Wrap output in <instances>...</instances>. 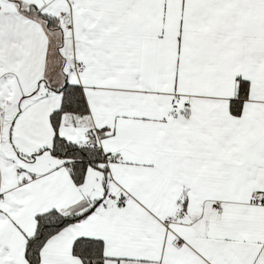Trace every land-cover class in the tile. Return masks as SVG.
I'll list each match as a JSON object with an SVG mask.
<instances>
[{"label":"snow or ice","instance_id":"1","mask_svg":"<svg viewBox=\"0 0 264 264\" xmlns=\"http://www.w3.org/2000/svg\"><path fill=\"white\" fill-rule=\"evenodd\" d=\"M0 264H264V0H0Z\"/></svg>","mask_w":264,"mask_h":264}]
</instances>
